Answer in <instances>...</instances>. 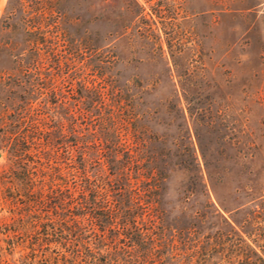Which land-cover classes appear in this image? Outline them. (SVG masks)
<instances>
[{"label": "trees", "instance_id": "1", "mask_svg": "<svg viewBox=\"0 0 264 264\" xmlns=\"http://www.w3.org/2000/svg\"><path fill=\"white\" fill-rule=\"evenodd\" d=\"M16 10L7 17L13 23ZM47 31L39 23L26 31L37 76L39 45L52 59L58 43L57 33ZM93 52L85 65L90 73L75 81L46 74L7 83L11 102L0 103V149L9 165L0 170V206L9 218L0 222V264L2 255L13 256L8 264H140L141 255H219L221 242L198 237L214 223L213 202L198 199L209 198L221 182L231 163L227 152L241 150L218 148L212 134L222 121L211 101L201 99L208 89L191 81L188 69L179 73L196 148L183 107L178 142L153 129L170 124L159 117L162 104L145 102L158 83L122 80L97 48ZM176 173L183 175L184 204L172 205L166 195Z\"/></svg>", "mask_w": 264, "mask_h": 264}, {"label": "rangeland", "instance_id": "2", "mask_svg": "<svg viewBox=\"0 0 264 264\" xmlns=\"http://www.w3.org/2000/svg\"><path fill=\"white\" fill-rule=\"evenodd\" d=\"M12 7L16 23L7 19ZM29 23L58 35L53 60L39 45L38 76L29 64ZM95 48L122 80L158 83L145 102L162 104L159 117L170 124H154L156 132L178 142L185 122L177 110L183 107L197 148L180 88L179 73L188 69L190 80L208 89L202 102L211 101L222 121L212 134L218 148L241 150L227 152L231 163L221 182L210 188L209 198L198 199L214 204V223L198 237L221 242L219 255H141L140 264H264V0H0V103L11 102L7 83L13 80L86 77ZM166 107L169 116L162 113ZM209 139L205 135L203 144ZM8 165L0 149V170ZM182 180L176 173L168 183L172 205L184 204ZM8 218L0 206V222ZM2 256L1 264L12 262L13 256Z\"/></svg>", "mask_w": 264, "mask_h": 264}]
</instances>
